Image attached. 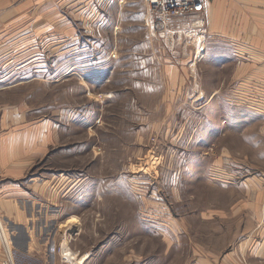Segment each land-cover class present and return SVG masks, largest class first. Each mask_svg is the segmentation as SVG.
I'll use <instances>...</instances> for the list:
<instances>
[{
    "label": "rangeland",
    "instance_id": "rangeland-1",
    "mask_svg": "<svg viewBox=\"0 0 264 264\" xmlns=\"http://www.w3.org/2000/svg\"><path fill=\"white\" fill-rule=\"evenodd\" d=\"M161 4L0 0V80L10 74L12 87L0 102H22L28 125H59L52 155L17 182L66 177L50 229L75 220L80 253L117 234L109 264L134 253L138 264H190L264 239L263 90L238 93L235 56L233 68L213 62L202 14ZM6 242L0 264H16Z\"/></svg>",
    "mask_w": 264,
    "mask_h": 264
},
{
    "label": "crops",
    "instance_id": "crops-1",
    "mask_svg": "<svg viewBox=\"0 0 264 264\" xmlns=\"http://www.w3.org/2000/svg\"><path fill=\"white\" fill-rule=\"evenodd\" d=\"M202 15L204 38L209 40L207 45L212 49L213 62L220 66L230 62L229 67L233 68L235 56L237 65L229 72L232 80L239 84L236 85L238 93L259 85L263 90L261 102L264 104V0H207ZM197 43L203 45L201 40ZM242 55L245 58H241ZM9 75L0 80L1 95L12 89L10 85H4ZM244 119L247 120L246 115ZM38 120L40 123L33 121L28 125L27 112L20 101L12 104L7 98L0 102V213L3 235L15 251L16 264H109L110 245L114 243L112 240L119 238L117 234H113L111 241L107 238L97 252L80 253L70 241L71 235L75 234V220H67L62 225L64 233L50 229L49 224L55 220L50 217L49 209L58 205V187L69 181L66 177H63L62 184L58 182L62 180L60 175L32 177L23 185L17 182L26 176L36 161L52 155L50 149L60 142L59 125L51 119ZM250 120L244 124L247 130L248 126H253ZM247 130L245 142L252 144L253 140L247 138ZM65 191L68 196L75 190L67 186ZM246 242V248H232L222 256L220 252L214 253L221 256L216 259L198 256L190 264H264V239L259 246ZM128 259L135 261L130 264H138L135 253Z\"/></svg>",
    "mask_w": 264,
    "mask_h": 264
},
{
    "label": "built area",
    "instance_id": "built-area-1",
    "mask_svg": "<svg viewBox=\"0 0 264 264\" xmlns=\"http://www.w3.org/2000/svg\"><path fill=\"white\" fill-rule=\"evenodd\" d=\"M159 1L163 2L161 5H166L167 10L174 14H191L196 16H200L204 13L207 2V0H149L151 5H154ZM153 23L154 21L152 24ZM197 24L202 25V21L199 20Z\"/></svg>",
    "mask_w": 264,
    "mask_h": 264
},
{
    "label": "bare ground",
    "instance_id": "bare-ground-1",
    "mask_svg": "<svg viewBox=\"0 0 264 264\" xmlns=\"http://www.w3.org/2000/svg\"><path fill=\"white\" fill-rule=\"evenodd\" d=\"M199 48H200V47H199ZM0 236H1V238H2V242H3V246H4V249H5V252H6L7 255L9 256V255H10V253H9V252H10V249H9L8 244H7V242H6V239H5L4 235H3L1 225H0ZM62 246L65 247V246H66L65 243H63Z\"/></svg>",
    "mask_w": 264,
    "mask_h": 264
}]
</instances>
